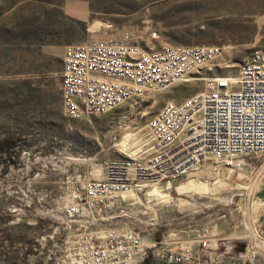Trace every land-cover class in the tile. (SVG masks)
Segmentation results:
<instances>
[{"label":"rangeland","instance_id":"374dc122","mask_svg":"<svg viewBox=\"0 0 264 264\" xmlns=\"http://www.w3.org/2000/svg\"><path fill=\"white\" fill-rule=\"evenodd\" d=\"M126 32L144 48L217 44L224 50L210 70L188 81L105 114L67 118L64 47ZM254 48H264V0H0V264H51L74 229L64 216L68 188L86 175L101 178L109 161L129 155L138 139L147 141L146 123L166 101L203 90L195 78L208 74L233 82ZM263 167L264 154L247 157L242 170L223 167L209 179L194 172L171 188L159 187V197L134 196L129 226L146 241L183 240L195 248L208 239L207 264L241 263L237 255L245 264H264V256L250 249L245 214L250 185ZM259 180L263 186L264 174ZM251 216L260 238L264 201L258 197Z\"/></svg>","mask_w":264,"mask_h":264},{"label":"built area","instance_id":"2783aa9c","mask_svg":"<svg viewBox=\"0 0 264 264\" xmlns=\"http://www.w3.org/2000/svg\"><path fill=\"white\" fill-rule=\"evenodd\" d=\"M223 50L217 44L144 48L129 32L67 44L63 113L77 120L145 99L210 70ZM196 79L204 82L203 90L180 102L166 101L146 123L147 141L138 139V147H130L135 154L109 161L101 178L86 175L77 188H68L64 216L74 229L50 256L51 264H207L208 239H199L195 248L183 240L146 241L142 231L129 226L134 218L127 211L134 196L171 188L194 172L209 179L223 167L239 171L244 158L264 154V48L248 53L236 82L208 74ZM200 234L206 236L207 229ZM260 239L264 245V235ZM237 258L242 262L214 264L246 263Z\"/></svg>","mask_w":264,"mask_h":264},{"label":"bare ground","instance_id":"6f19581e","mask_svg":"<svg viewBox=\"0 0 264 264\" xmlns=\"http://www.w3.org/2000/svg\"><path fill=\"white\" fill-rule=\"evenodd\" d=\"M188 80H190V79H188ZM232 80H233V82H236L237 78L233 77ZM126 137H129V136H126ZM136 139L137 138H135V140ZM128 154L129 155L135 154V150L128 152ZM95 172H96L95 173L96 175H99L100 169H95ZM263 174H264V167L259 170L257 177L255 176L256 177L255 181L253 183H251V185H250V188H249V191H248V194H247V196H248L247 204L245 205V214H246V218H247V226H248V228L250 230V234H248V235H249V237L252 240L251 241L252 242L251 243L252 246H251L250 249L253 248V250H255L257 252H260L264 256V245L262 243V240L258 237L257 225L255 223L254 218H252L253 215L251 216V209L254 207L255 199H257L256 194H257V192H259L260 190H262L264 188V185L263 186L261 185L263 183H261L260 180H259L262 177ZM259 182L261 184H259ZM160 194H161L160 193V188L158 187L156 189L151 190L149 195L155 196V197L156 196L159 197ZM129 196H132V194L129 195ZM260 200L264 201V199H262V198H260Z\"/></svg>","mask_w":264,"mask_h":264},{"label":"water","instance_id":"95a60500","mask_svg":"<svg viewBox=\"0 0 264 264\" xmlns=\"http://www.w3.org/2000/svg\"><path fill=\"white\" fill-rule=\"evenodd\" d=\"M256 195H257L258 198L264 199V188L262 190H260L259 192H257Z\"/></svg>","mask_w":264,"mask_h":264}]
</instances>
